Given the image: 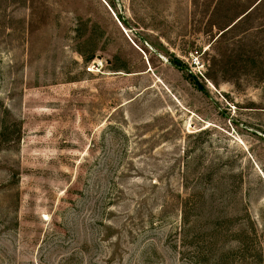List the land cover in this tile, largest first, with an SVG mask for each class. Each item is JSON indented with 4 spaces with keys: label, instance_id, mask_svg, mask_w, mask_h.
I'll return each instance as SVG.
<instances>
[{
    "label": "rangeland",
    "instance_id": "obj_1",
    "mask_svg": "<svg viewBox=\"0 0 264 264\" xmlns=\"http://www.w3.org/2000/svg\"><path fill=\"white\" fill-rule=\"evenodd\" d=\"M0 264H264V0H0Z\"/></svg>",
    "mask_w": 264,
    "mask_h": 264
}]
</instances>
